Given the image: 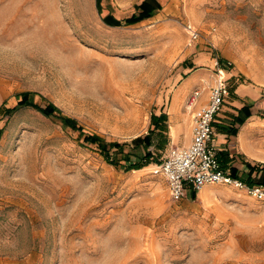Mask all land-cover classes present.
Returning a JSON list of instances; mask_svg holds the SVG:
<instances>
[{
    "label": "rangeland",
    "instance_id": "374dc122",
    "mask_svg": "<svg viewBox=\"0 0 264 264\" xmlns=\"http://www.w3.org/2000/svg\"><path fill=\"white\" fill-rule=\"evenodd\" d=\"M141 1L0 0V264H264V201L224 184L174 201L158 172L217 59L225 106L243 86L246 140L264 142V0H159L136 24L103 20ZM23 93L80 130L19 105ZM233 146L239 164L264 166Z\"/></svg>",
    "mask_w": 264,
    "mask_h": 264
},
{
    "label": "built area",
    "instance_id": "2783aa9c",
    "mask_svg": "<svg viewBox=\"0 0 264 264\" xmlns=\"http://www.w3.org/2000/svg\"><path fill=\"white\" fill-rule=\"evenodd\" d=\"M191 36L197 39L199 34L194 30ZM215 65L217 71L214 81L193 89L186 102V109L191 115L189 144L172 147L159 165L158 172L164 177L174 201L192 197L193 193L197 195L206 186L215 184L244 189L255 199L264 201L263 184H248L240 176L232 174L231 167H223L219 159L214 122L231 90L224 66L218 59ZM204 92H207L205 98Z\"/></svg>",
    "mask_w": 264,
    "mask_h": 264
},
{
    "label": "trees",
    "instance_id": "16d2710c",
    "mask_svg": "<svg viewBox=\"0 0 264 264\" xmlns=\"http://www.w3.org/2000/svg\"><path fill=\"white\" fill-rule=\"evenodd\" d=\"M161 9H162V4L159 2V0H143L140 4L136 5V11L130 17H127L124 19H118L111 14H107L106 16L103 17V20L112 26L136 24V23L141 22L143 20L152 18ZM100 12H102V9L100 10ZM29 96H30V93H23L22 99L19 101V105H25V104L32 105L35 108H37L39 111H41L43 114H45L46 116L53 117V118L61 120V121L72 123L77 130H80V127H78L77 123L73 119H70L66 116H63L59 112L57 107H55L53 104H49L46 107H41L40 105L29 101L30 100ZM14 109H15V107L12 109L9 108V109H7V112L10 113ZM242 110H244L246 112L247 117H249L251 115L248 106H244L242 108ZM237 132H238L237 128H231L230 129L231 134H237ZM85 140L86 141H92L93 143H95L97 145H101L102 141H103L102 138L96 134L85 135ZM134 140H135V142H139L140 140H143L145 142L144 144L147 147L150 144L149 135L145 136L143 139L141 137H137ZM121 146L122 145L120 143L104 144L102 151L103 152L105 151L104 153H106L107 147L120 148ZM149 156H150V153L149 152L146 153V157L149 158ZM218 156L222 162L223 167H228L229 163L233 161V158L230 157V155L227 152L221 151L218 153ZM142 165H143L142 163H134L130 166V168H139ZM246 167L249 169V172H248L249 176L248 177L240 176V177L244 181H246L248 184L260 183V184L264 185V166L256 167V166L252 165L251 163H246ZM231 171H232V174H234L235 176H239L238 168L236 166H231ZM255 171L260 173V176L258 179H256V178L252 179V177H251ZM192 198H196L195 193L192 194Z\"/></svg>",
    "mask_w": 264,
    "mask_h": 264
},
{
    "label": "crops",
    "instance_id": "0c3cea01",
    "mask_svg": "<svg viewBox=\"0 0 264 264\" xmlns=\"http://www.w3.org/2000/svg\"><path fill=\"white\" fill-rule=\"evenodd\" d=\"M143 1V0H142ZM141 1V2H142ZM140 4V3H139ZM206 80V79H205ZM236 98L233 102H231L233 107H226L224 105V108L222 111L216 116L215 122H214V128L216 132V145L218 148V153L221 151L227 152L230 157L233 158V161L229 163L228 167L236 166L238 168V174L239 176L248 177L249 169L246 167V163L239 164L238 156L233 153V144L239 140L242 144V149L244 152L252 159L263 161L264 162V154H257L256 149H259L261 151H264V142L255 143L254 145H249L248 141L246 140V136L252 133V130L255 129V126L253 125V112L250 104H246L243 102L242 96L248 92L244 89L243 86H239L235 90ZM228 102V99L226 103ZM225 103V104H226ZM244 106L249 107V111L251 115L247 117V114L242 108ZM226 107V109H225ZM243 127V132H239V127ZM231 128H237L238 132L237 134H231L230 129ZM191 130L189 131V134L187 135V140L183 146H186L189 144L191 139ZM249 163V162H247ZM260 176V173L254 172L252 174V179H258Z\"/></svg>",
    "mask_w": 264,
    "mask_h": 264
}]
</instances>
